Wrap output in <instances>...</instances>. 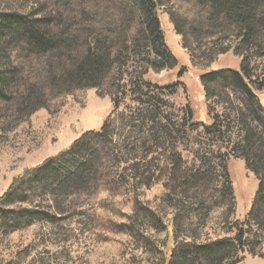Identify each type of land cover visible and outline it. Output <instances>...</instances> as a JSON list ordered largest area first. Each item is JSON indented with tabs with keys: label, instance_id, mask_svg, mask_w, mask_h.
I'll return each mask as SVG.
<instances>
[{
	"label": "trees",
	"instance_id": "1",
	"mask_svg": "<svg viewBox=\"0 0 264 264\" xmlns=\"http://www.w3.org/2000/svg\"><path fill=\"white\" fill-rule=\"evenodd\" d=\"M50 1L51 12L35 14L40 17L19 12L0 15V104H8L7 115L0 111V124L19 121L39 108L90 88L109 95L116 110L123 95L122 83L138 88L145 84L144 71L120 70L128 49L136 50L134 56L140 54L147 64L153 50L157 61L150 63L156 70L176 65L165 46L157 13L160 6H168L169 23L193 66L207 69L228 52L240 59L238 71L222 69L201 76L212 124L195 122L189 129L202 127L206 137L226 142L224 137L235 126L238 137L235 142L227 140L228 153L244 162L258 187L246 217L232 220L236 199L227 172V155L221 157L218 170L195 169L186 164L173 143L165 146L156 132L154 147L160 156L150 158L152 150L144 141L140 154L122 171L111 169L99 174L93 164L103 160L104 150L114 147L107 120L99 130L84 133L68 149L12 180L0 196V232L9 235L34 223H54L55 214L69 211L66 209L72 198L84 197L90 180L97 184L96 191L103 189L110 195L99 204L121 193L131 202L125 223L115 222L105 206L99 208L97 216L103 219L99 226L105 231L145 243L151 239L139 235L140 228L152 226L157 234L167 236L171 225L172 246L166 256L159 252L164 264H241L245 252L264 259V108L258 95L264 91V71L259 73L253 64L258 59L264 69V0H67L63 6H58L59 0ZM173 2L182 3L186 12ZM59 7H66L63 14ZM12 52L21 53L28 61L25 79L21 77L23 68L11 61ZM150 86L163 94L164 89L173 90L176 85ZM216 106L224 111L217 113ZM157 181L163 184L162 202L172 209L169 225L142 200L143 192ZM217 207L230 235L202 242L196 237L198 227L207 221L209 210L214 212ZM184 229L191 241L175 237V230Z\"/></svg>",
	"mask_w": 264,
	"mask_h": 264
},
{
	"label": "rangeland",
	"instance_id": "2",
	"mask_svg": "<svg viewBox=\"0 0 264 264\" xmlns=\"http://www.w3.org/2000/svg\"><path fill=\"white\" fill-rule=\"evenodd\" d=\"M66 1L59 0L57 4L63 6ZM175 5L180 11L186 12L181 8L182 3L176 2ZM59 8L58 11L62 14L66 10V7ZM167 11H171L168 6L157 9L165 46L174 56L176 65L156 70L150 63L157 61L153 50H150L151 61L147 64V61L141 60L140 54L134 56L136 50L131 52L128 49L127 56L120 62V70L130 73L144 71L142 77L145 84L138 88L128 82L122 83L123 95L116 110H113L109 95H100L96 89L90 88L39 108L19 121L13 119L12 122L0 124V196L7 191L12 180L25 170L68 149L84 133L97 131L110 120L114 147L104 150L103 160H97L93 164L99 174L103 171L111 172V169L122 171L140 154V146L144 141L152 150L150 158L160 156V150L154 147L153 134L156 132L165 146L173 143L186 164L195 169L218 170L221 157L227 155V172L236 199V212L232 220H243L246 217L257 191L258 181L245 168L242 160L235 159L228 153L227 140L236 141L237 128L234 126L227 133L223 139L226 142L206 137L202 133V127L196 131L189 129V125L195 122L212 124L206 108L201 76L222 69L238 71L240 59L228 52L218 56L207 69L193 66L180 36L176 35L169 23ZM14 12L32 16L47 15L51 12V1L0 0V15ZM194 12L196 14L195 7ZM39 15L35 17H40ZM11 61L23 68L22 79L26 77L27 70L25 72L24 66H27L28 61L21 53L12 52ZM253 64L259 73L264 71L262 61L257 59ZM134 76L135 74L133 78ZM125 79L127 81L128 78ZM150 84L176 86L173 90L164 89V93L160 94ZM258 95L264 108V91ZM55 103L59 104L54 105ZM0 111L7 115L8 104L1 103ZM189 111L191 116L188 118ZM215 111L221 113L224 110L221 106H216ZM159 126H162L161 129ZM87 162L89 164L92 160ZM96 185L88 180L84 197L72 198L67 206L70 209H66L69 211L55 214L57 219L52 224L39 226L34 223L9 235L0 232V264H164L159 252L166 256L172 246V228L169 224H172L173 213L160 198L162 182H154L145 190L142 200L149 204L164 224L169 225L168 235L157 234L152 226L146 225L139 230V235H146L151 239L145 243L139 242L137 238L131 240L123 233L105 231L99 226L100 221H103L97 216L100 207L105 206L115 222L125 223L131 212V202L121 193L99 204L100 199L110 195L101 191L103 189L96 191ZM216 201L219 202L217 199ZM215 204L216 202L210 206ZM220 212L219 207L214 212L209 210L205 224L197 226L196 237L202 242L230 235V228L224 218H220ZM189 236L185 229L178 232L175 230V237L179 241H191ZM241 256V264H264V259L258 256L246 252Z\"/></svg>",
	"mask_w": 264,
	"mask_h": 264
}]
</instances>
